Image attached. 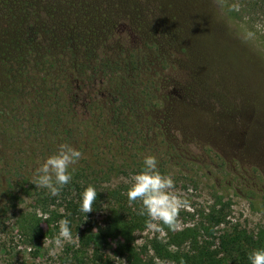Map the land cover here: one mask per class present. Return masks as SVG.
Wrapping results in <instances>:
<instances>
[{
	"label": "rangeland",
	"instance_id": "1",
	"mask_svg": "<svg viewBox=\"0 0 264 264\" xmlns=\"http://www.w3.org/2000/svg\"><path fill=\"white\" fill-rule=\"evenodd\" d=\"M137 1L0 0V107L8 105L0 130L6 136L15 131L17 112L6 102L12 98L13 81V89L35 79L46 87L54 81L65 86V77L81 81L79 70L86 65L84 94L105 106L117 99V94L111 95L116 86L131 90L147 83L144 93L153 106L144 105L142 124L150 138L145 137L139 155H154L161 173L174 180L173 191L182 201L174 232L197 230L205 224L206 213L221 204H226L227 222L214 228L216 237L232 226L256 230L264 223V9L250 0H207L202 4L211 17L207 22L204 15L192 20L194 11L186 1ZM120 11L131 15L124 28L120 25L125 30L122 41L110 36ZM247 32L254 33L253 40L245 41ZM101 42L111 45L102 47ZM94 44L98 54L123 60L117 75L93 78L94 65L85 60ZM95 154L91 152L96 161L91 168L99 171L106 158ZM129 163L121 176L112 173L111 183H125L140 170ZM32 186V195L10 200L18 202L17 209L39 210L51 222L41 219L38 242L31 243L20 237L9 213L6 221L12 224L0 232V244H6L0 249V264L7 263V257L14 264H104V258L113 259L119 239L79 245L78 236L88 231L82 225L71 229V241H64L50 256L61 222L50 211L62 210L56 204L41 208L33 197L48 190ZM6 189L7 184L0 183V203ZM95 216L100 219V214ZM151 222L159 230L147 227L134 233L140 257L147 264H175L148 249L147 241L155 233L166 234L158 221ZM114 259L111 263L119 264Z\"/></svg>",
	"mask_w": 264,
	"mask_h": 264
},
{
	"label": "trees",
	"instance_id": "2",
	"mask_svg": "<svg viewBox=\"0 0 264 264\" xmlns=\"http://www.w3.org/2000/svg\"><path fill=\"white\" fill-rule=\"evenodd\" d=\"M139 1L141 0L137 2ZM180 1L182 3L186 1V4L192 6L189 9L194 11L192 20L204 15L207 22H211V17L202 7L207 0ZM250 1L264 9V0ZM184 13L188 14L186 8ZM119 14L116 24L111 28L113 33L110 36L114 35L122 41L125 33L123 26L128 24L131 15L123 11ZM101 43L102 47H109L110 44ZM85 61L94 65L90 67L93 78L101 75L109 79L123 69V60L120 57L113 60L102 51L98 54L96 44ZM81 66L79 70L81 81H74L75 86L66 77L65 86L54 81L51 86L46 87L43 82L38 83L36 79V82L31 80L28 84L23 83L18 89H13L15 81L9 85L13 94L6 102H11V108L17 114L13 133L6 136L3 130H0V183L2 186L7 184L9 190L6 189L5 200L0 203V232H6L12 224L6 221L8 220L6 217L12 213L13 225L20 237L31 243L38 242L41 218L37 215V209H31L32 211L17 209L18 202L10 199H18L20 195H32V177L40 159L45 158L46 153L53 154L58 144L68 143L83 153L82 159L73 166L74 171L70 168L72 180L56 197L51 196L48 191H43L33 199L41 208L56 204L62 211L61 213L50 211L51 217L59 221L67 219L70 230L73 231L74 227L79 228L81 225L87 228L88 231L78 236L79 245L97 246L106 243L110 238H118L113 259L104 258V264H113L111 262H114L115 257L118 258L119 264H147L149 261L140 257L141 247L135 243L134 233L145 230L151 220L144 213L139 200L129 202L127 184L110 181L112 173L116 176L124 173L130 164L129 160L136 167L140 169V166L143 167V159L139 154L143 150L142 142L145 137L150 138L147 130H144L145 125L142 124L143 110L144 105L153 106V103L148 94L144 93L146 89L143 82L131 90L116 86L111 95L117 94V99L110 100L112 103L108 102L107 106L94 101L84 94L87 82L84 75L87 69L86 65ZM50 97L56 99L49 101ZM6 106L8 105L5 103V107L3 105L0 107V119L3 118ZM13 149H16L17 155H13ZM132 149L136 152L129 155L128 151ZM92 151L96 152V157L106 158L104 167L99 171L91 168L96 164V161L90 158ZM104 151L109 153V156ZM10 175L16 176L17 179L11 182L13 179H9L12 177ZM4 180L6 183H3ZM89 184L96 188L97 199L94 201L93 211L85 215L79 210V194ZM225 208L226 204H221L218 209L214 205L204 216L205 224L197 230L186 227L174 232L175 227L159 222V226L166 234L160 236L155 233L147 241L148 249L153 251L156 257L170 260L175 264H249L247 254L254 248L264 247V223L256 230L232 226L216 237L215 232L218 228L215 230L214 228L227 222L228 213ZM97 214H100V219L96 218ZM46 221L51 222L50 217ZM5 246V243L0 244V249L4 250ZM98 259L101 261L103 258L99 255ZM76 260L82 259L77 257ZM5 261L7 263L3 264H14V259L10 257Z\"/></svg>",
	"mask_w": 264,
	"mask_h": 264
},
{
	"label": "clouds",
	"instance_id": "3",
	"mask_svg": "<svg viewBox=\"0 0 264 264\" xmlns=\"http://www.w3.org/2000/svg\"><path fill=\"white\" fill-rule=\"evenodd\" d=\"M245 41L254 39V33L247 32ZM83 157V153L68 143L57 145L56 151L38 162L35 170V178L32 183L36 188L47 189L51 196L56 197L62 188L72 180V172ZM129 184L127 197L130 203L139 200L144 213L151 221L173 227L182 205L174 189V180L171 175L161 173L158 168V160L154 155H146L143 159V167L129 178L125 179ZM26 204H31L29 197L23 198ZM97 199L96 188L89 184L79 194V210L85 215L93 211L94 201ZM143 214V213H142ZM37 215L42 220H47V215L37 210ZM149 229H158L156 223H148ZM72 233L69 221L64 219L59 224V233L54 241L55 246L49 250L50 256H55L64 241H71ZM249 264H264V247L254 248L247 254Z\"/></svg>",
	"mask_w": 264,
	"mask_h": 264
}]
</instances>
